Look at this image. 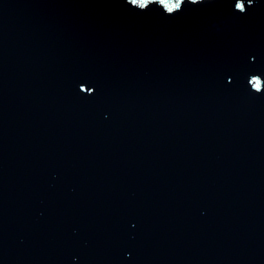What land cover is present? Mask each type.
Returning a JSON list of instances; mask_svg holds the SVG:
<instances>
[{"label":"water","instance_id":"95a60500","mask_svg":"<svg viewBox=\"0 0 264 264\" xmlns=\"http://www.w3.org/2000/svg\"><path fill=\"white\" fill-rule=\"evenodd\" d=\"M234 5L0 0V264H264V0Z\"/></svg>","mask_w":264,"mask_h":264},{"label":"snow or ice","instance_id":"6c2138e0","mask_svg":"<svg viewBox=\"0 0 264 264\" xmlns=\"http://www.w3.org/2000/svg\"><path fill=\"white\" fill-rule=\"evenodd\" d=\"M131 5H134L140 9L147 10L151 5L158 4L166 10L167 13L176 14L183 10V7L186 2L192 4H202L205 0H176L174 4H169L168 0H128ZM258 3V0H235V9L242 15H247L250 9H254ZM255 59V56H253ZM226 79L228 83L234 82V76L232 74L226 73ZM250 83L252 84L253 88L258 92H264V78L261 75H251ZM80 88L85 92L89 93L90 95H95L98 91L96 87H90L88 84L82 83Z\"/></svg>","mask_w":264,"mask_h":264}]
</instances>
